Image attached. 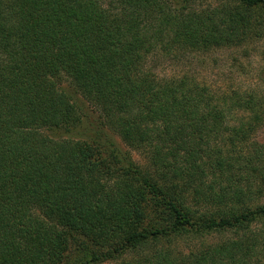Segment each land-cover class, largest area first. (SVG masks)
<instances>
[{
    "label": "trees",
    "instance_id": "trees-1",
    "mask_svg": "<svg viewBox=\"0 0 264 264\" xmlns=\"http://www.w3.org/2000/svg\"><path fill=\"white\" fill-rule=\"evenodd\" d=\"M263 35L264 0H0V264H258L264 95L158 63Z\"/></svg>",
    "mask_w": 264,
    "mask_h": 264
},
{
    "label": "rangeland",
    "instance_id": "rangeland-1",
    "mask_svg": "<svg viewBox=\"0 0 264 264\" xmlns=\"http://www.w3.org/2000/svg\"><path fill=\"white\" fill-rule=\"evenodd\" d=\"M168 60V57L167 62L160 58L158 70L161 75L173 76L183 72H194L197 73L198 78L215 89H240L264 95V35L242 46L222 48L205 53L199 58L191 57L189 60L185 58L175 64ZM84 104L91 116L99 115L97 104L92 105L85 100ZM111 134L121 148L131 152L138 164L143 167L148 166L149 160L146 152L130 148L118 133ZM255 138L264 143V126L255 134ZM228 236L230 235L215 233L209 237L192 239L183 243L182 246L184 250L189 251L220 242ZM258 264H264V258Z\"/></svg>",
    "mask_w": 264,
    "mask_h": 264
}]
</instances>
